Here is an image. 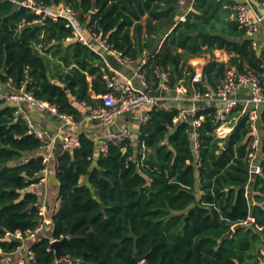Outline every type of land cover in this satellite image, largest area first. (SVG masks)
I'll list each match as a JSON object with an SVG mask.
<instances>
[{
	"label": "trees",
	"instance_id": "16d2710c",
	"mask_svg": "<svg viewBox=\"0 0 264 264\" xmlns=\"http://www.w3.org/2000/svg\"><path fill=\"white\" fill-rule=\"evenodd\" d=\"M33 1L42 9L70 6L91 38L101 37L136 64L147 53L143 70L153 87L159 72H169L172 89L184 81L192 94L189 61L215 51L231 57L204 66L203 80L195 85L202 94L215 88L228 65L262 71L263 57L232 19L235 0H195L184 21L177 20V0ZM112 76L105 60L75 38L67 20L0 0V86L24 90L80 122L88 114L82 108L98 106L99 96L112 91L106 79ZM199 108L196 117L204 120L197 152L191 121L173 125L179 113L174 106L171 112L151 110L136 141L140 155L127 141L96 156L86 134L79 148L59 153L60 206L50 229L26 242L34 258L24 264H264V179L251 180L249 173V118L242 105L233 110L227 120L232 131L221 138L216 106ZM17 111L0 98V252L9 257L25 245L17 234L26 239L41 222L35 186L47 167L44 143ZM259 128L264 152V109ZM249 218L254 222L246 225ZM64 238L66 256L57 262L51 244Z\"/></svg>",
	"mask_w": 264,
	"mask_h": 264
},
{
	"label": "built area",
	"instance_id": "2783aa9c",
	"mask_svg": "<svg viewBox=\"0 0 264 264\" xmlns=\"http://www.w3.org/2000/svg\"><path fill=\"white\" fill-rule=\"evenodd\" d=\"M15 3L28 7L37 14H44L45 17L63 18L67 20V27L71 28L75 38L82 44L90 47L94 52L101 56L107 63L112 77H106L107 86L112 91L106 95H101V103L96 107L86 105L85 109L89 117L100 123H107L114 126L119 118L125 114H130L136 111H142L140 117V125L146 124L150 120V112L153 109L172 111V102H181L178 115L173 119V125L182 122L191 121L194 127V133L191 138L194 143V150L198 149V134L197 129L201 126L204 118H197L200 103H208L216 106V122L221 125L217 129V135L221 138L226 137L231 129H227L229 123L228 116L238 108L243 106V114H245L251 123L252 131L249 140V173L251 180L254 177L260 176L264 179V152H263V135L259 128V119L262 110L264 109V58L262 59V71L255 73L252 71H241L236 65H228L225 74L222 78L216 80L215 88H212L207 93L202 94L195 85L203 80V68H194V72L187 73L190 78V90L184 81L180 85L172 89L171 77L169 72H159V82L156 87H153L148 82L147 73L143 70V66L148 60V54L144 53L140 64H136L133 60L126 56L123 52H118L112 49L105 41L98 38H91L88 35L87 27L80 21L79 14L68 5L60 4L55 8L42 9L36 6L33 0H13ZM186 0H177V3L182 5ZM235 18L239 25L245 30L248 37L257 31L258 25L264 21V14L259 13L251 0L236 1ZM252 45L257 49V43L252 42ZM41 48V47H39ZM113 58L119 68H114L110 65L109 59ZM126 71L131 72V76L125 74ZM135 81H137L135 83ZM241 93H245V97H240ZM0 98L6 99L8 103L17 106V117L25 120L31 131L44 143H48L49 134L46 131L36 129L31 118L26 114L23 108L24 103H29L41 111H48L61 119L67 124H72L73 120L65 115H59L56 108L40 101H37L31 94L24 90L16 92L10 90L7 94L0 93ZM127 141L136 143L137 138L133 129L130 127H122L109 133L103 140L100 153L107 154L110 145H120ZM80 147L79 140H66L63 143L62 152H71ZM251 188L248 186V194ZM60 201L56 203L54 212L58 210ZM42 219L39 226L28 233L26 239L21 234H17V238L26 242L34 239L46 232L49 221L41 210ZM254 222L253 218H249L246 225ZM20 248V249H21ZM19 249V250H20ZM18 250V251H19ZM17 251V252H18ZM1 254V252H0ZM2 255V254H1ZM33 253L27 249V260H33ZM0 264H11V257L7 255L1 256ZM24 264V263H23Z\"/></svg>",
	"mask_w": 264,
	"mask_h": 264
},
{
	"label": "crops",
	"instance_id": "0c3cea01",
	"mask_svg": "<svg viewBox=\"0 0 264 264\" xmlns=\"http://www.w3.org/2000/svg\"><path fill=\"white\" fill-rule=\"evenodd\" d=\"M194 3L195 0H186L184 4L179 5L177 20L184 21L187 14L192 10ZM254 7L259 13L264 14V4L255 2ZM232 19H236L235 15L232 16ZM145 21L146 17H144L143 23H145ZM172 26L174 25L172 24ZM166 36L167 34L160 35L162 39H165ZM250 38L257 43V51L264 58V21L258 25L257 31L253 33ZM230 57L231 56L224 51H215L213 53H205L200 58L191 59L189 61V65H191L193 68H204V66L207 65L211 59H216L219 62L228 63ZM109 63L112 67L119 68L118 64L113 58L109 59ZM125 74H127V76H131V72L129 71H126ZM136 82L137 81H135V83ZM9 92L10 88L0 86V93L7 94ZM239 96L245 97L246 94L241 93ZM171 104L180 106L181 102H172ZM23 108L26 114L33 121L36 129L39 131H46L49 134L48 143L41 150V154L45 157L47 167L45 171L40 175L42 178L40 184L38 186H35V189L40 194L41 210L49 221V225L46 229L47 232L50 229L52 214L54 213L56 203L58 202L60 185L56 175V168L57 157L58 154L63 150V143L66 140H79L81 134H86L95 142L96 156H99L103 140L109 135V133L118 128L130 127L134 130L136 138L138 139L141 127L140 117L142 115V111L125 114L119 118L118 122L114 126H112L107 123H100L92 120L89 117V114L85 115L80 122L73 121L72 124H67L65 120L61 119L55 114H52L48 111H41L32 104L24 103ZM82 111L86 113L85 108H82ZM231 126V122H229L226 127L227 129L232 130ZM134 146L136 148L137 155H140L142 151L137 150L138 145L136 143L134 144ZM86 181V178L81 179L82 183H86ZM253 194L254 193H252L251 189L249 192V197L252 201V204L255 205L256 203L255 201H253ZM27 249L28 247L21 248L16 253V255H20L24 251L26 254L25 259H27Z\"/></svg>",
	"mask_w": 264,
	"mask_h": 264
},
{
	"label": "water",
	"instance_id": "95a60500",
	"mask_svg": "<svg viewBox=\"0 0 264 264\" xmlns=\"http://www.w3.org/2000/svg\"><path fill=\"white\" fill-rule=\"evenodd\" d=\"M173 25H176V22H173ZM201 34H203V33H201ZM203 35L206 36L207 34H203ZM233 232H234V230L232 229L228 234H226L222 238V240L229 238L233 234ZM67 240H68V238H64L61 240H55L51 244V250L55 251V254L57 257V262H60L62 260V258L66 256V254L63 252L62 246H63L64 242H66ZM138 258L141 262H143L142 258H140L139 256H138Z\"/></svg>",
	"mask_w": 264,
	"mask_h": 264
},
{
	"label": "rangeland",
	"instance_id": "374dc122",
	"mask_svg": "<svg viewBox=\"0 0 264 264\" xmlns=\"http://www.w3.org/2000/svg\"><path fill=\"white\" fill-rule=\"evenodd\" d=\"M25 257L26 254L24 251L20 255H14L13 257H11V264H23L26 261Z\"/></svg>",
	"mask_w": 264,
	"mask_h": 264
}]
</instances>
